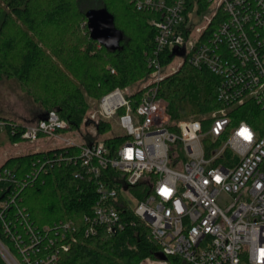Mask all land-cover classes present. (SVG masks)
Returning <instances> with one entry per match:
<instances>
[{
	"label": "built area",
	"instance_id": "built-area-1",
	"mask_svg": "<svg viewBox=\"0 0 264 264\" xmlns=\"http://www.w3.org/2000/svg\"><path fill=\"white\" fill-rule=\"evenodd\" d=\"M131 2L137 9L161 14L150 21L156 28V44L148 57L151 76L141 86L139 101L134 103L130 87H116L101 97L97 111L84 118L81 128L71 127L55 110L33 123L0 120V135L14 145L23 139L53 137L62 145L52 149L66 148L39 160L23 183L46 171L47 164L76 165L75 177L97 183V198L84 217L86 235L125 229L129 221L125 210L130 209L159 245L156 255L145 256L139 264H264V0H218L197 40L191 38L189 21L183 29L187 0ZM220 10L218 26L203 37ZM167 50L185 57L171 70L163 62ZM185 61L219 77L218 99L223 106L211 111L206 123L195 117L173 121L168 102L159 96L165 75ZM243 109L261 115L249 122L241 118ZM101 120L126 130L120 146L113 148L98 136ZM90 123L93 130L88 133L82 127ZM20 125L21 140L12 141ZM73 132L76 136H67ZM180 144L186 160H179L178 151H172ZM105 171L111 173L104 175ZM9 175L4 171L0 181ZM10 181L17 180L11 177ZM142 181L147 190L140 198L142 190L134 195L130 189ZM19 185L16 182L15 189ZM15 189L8 195L12 202L19 195ZM8 204V200L0 203L1 213ZM18 212L25 216L23 209ZM25 227L31 233L29 245L22 244L23 238L6 225L22 256L19 259L0 240L7 264H56L60 253L70 248L67 237L76 230L71 220L56 224L60 245L33 261L29 252L40 251L41 236L28 223ZM55 242L52 239L51 246ZM45 249L49 251L50 245Z\"/></svg>",
	"mask_w": 264,
	"mask_h": 264
},
{
	"label": "trees",
	"instance_id": "trees-1",
	"mask_svg": "<svg viewBox=\"0 0 264 264\" xmlns=\"http://www.w3.org/2000/svg\"><path fill=\"white\" fill-rule=\"evenodd\" d=\"M210 4V0H187L183 29L190 13L195 10L201 13ZM102 7L115 16V24L124 34L117 50L102 45L90 35L86 12ZM222 14L220 10L219 15L213 17L203 37L216 29ZM160 17L154 10L137 9L131 0H0V80L17 79L22 89L41 104L43 112L39 117L55 110L71 127L80 128L89 112V98L100 100L116 87H132L150 78L152 68L148 57L156 44V28L150 21ZM173 56V52L167 50L163 62L169 63ZM218 84L219 77L211 70L185 61L176 71L165 75L158 93L168 102L173 121L193 116L206 123L211 111L223 106L218 99ZM134 92L136 104L143 88L138 86ZM242 112L241 118L249 122L261 115L246 109ZM2 119L11 121L0 116ZM113 127L111 121L101 120L97 124L98 136ZM22 128L17 126L18 133L11 137L12 141L21 140L18 134ZM104 139L113 148L125 140L122 135ZM65 149L12 155L0 165V174L10 172L7 180L0 181V203L9 202L3 213L0 209V240L4 245L22 259L6 225L23 238L22 244L29 245L31 233L25 227L28 223L41 236L40 251H30V259L46 257L60 245L55 225L71 220L76 230L67 237L70 248L60 253L56 264H139L145 256L156 255L159 245L151 238L150 228L130 209L125 210L129 218L125 229L115 234L99 231L86 235L84 217L91 213L97 198V183L88 177H75L76 165L47 164L46 171L23 183L39 160L53 156L55 150L65 152ZM71 151L78 153L79 149ZM109 173L105 171L104 175ZM11 177L21 183L16 189ZM137 188L139 192L142 190V195L138 194L143 198V190H147L145 182H140ZM10 189L19 193L14 202L8 199ZM19 209H23L25 216L19 214ZM52 239L56 241L53 246ZM48 245L49 251L45 249ZM0 264H7L1 252Z\"/></svg>",
	"mask_w": 264,
	"mask_h": 264
},
{
	"label": "rangeland",
	"instance_id": "rangeland-1",
	"mask_svg": "<svg viewBox=\"0 0 264 264\" xmlns=\"http://www.w3.org/2000/svg\"><path fill=\"white\" fill-rule=\"evenodd\" d=\"M219 5L218 0H214L207 10L198 13L196 10L189 15V28L191 29V38L197 40L200 35V31L206 27L213 13L216 11ZM185 57L181 55H174L173 59L166 64L167 70H171L174 66H177L179 62L184 61ZM148 81V80H147ZM144 83H137L130 87L131 91H135L138 86L141 87ZM90 108L87 116L91 113H95L98 109L99 100L90 99ZM43 112V108L39 102H36L32 96L22 89L19 82L15 78H3L0 80V116L4 118H12L15 120H21L22 122H30L39 114ZM193 117V116H191ZM190 118V117H189ZM188 119V118H185ZM113 129L102 137H110L113 135H122L126 133V130L121 126L114 124ZM81 128V127H80ZM86 132H91L93 126L91 123L86 127H82ZM67 136H76V134L68 133ZM62 141L53 137L44 138L40 137L36 141H30L29 139H23L19 141L18 145L10 143L7 137L0 135V163L4 162L5 158L26 152L35 151L37 148L40 150L52 149L55 146H61ZM172 151H178L179 160H186V152L182 145L174 146ZM171 151V152H172ZM137 187L131 188L130 193L138 195ZM134 205H137L138 200L133 199ZM247 264V263H242Z\"/></svg>",
	"mask_w": 264,
	"mask_h": 264
},
{
	"label": "water",
	"instance_id": "water-1",
	"mask_svg": "<svg viewBox=\"0 0 264 264\" xmlns=\"http://www.w3.org/2000/svg\"><path fill=\"white\" fill-rule=\"evenodd\" d=\"M90 35L102 45L117 50L124 38L123 32L115 24V16L106 8H92L86 12ZM162 257H165L161 254Z\"/></svg>",
	"mask_w": 264,
	"mask_h": 264
},
{
	"label": "crops",
	"instance_id": "crops-1",
	"mask_svg": "<svg viewBox=\"0 0 264 264\" xmlns=\"http://www.w3.org/2000/svg\"><path fill=\"white\" fill-rule=\"evenodd\" d=\"M38 118H40V117H36L34 120H32V121H30V122H27V123H33V122H35ZM18 120V119H17ZM18 121H21V120H18ZM22 122V121H21ZM25 123V122H24ZM6 159V158H5ZM3 163V162H2ZM2 163H0V165L2 164Z\"/></svg>",
	"mask_w": 264,
	"mask_h": 264
},
{
	"label": "snow or ice",
	"instance_id": "snow-or-ice-1",
	"mask_svg": "<svg viewBox=\"0 0 264 264\" xmlns=\"http://www.w3.org/2000/svg\"><path fill=\"white\" fill-rule=\"evenodd\" d=\"M246 138H250V137H246Z\"/></svg>",
	"mask_w": 264,
	"mask_h": 264
}]
</instances>
